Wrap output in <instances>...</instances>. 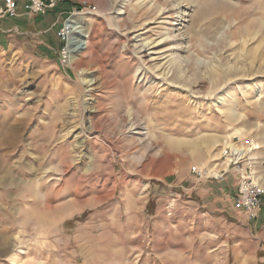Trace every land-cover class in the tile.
<instances>
[{
	"label": "rangeland",
	"instance_id": "374dc122",
	"mask_svg": "<svg viewBox=\"0 0 264 264\" xmlns=\"http://www.w3.org/2000/svg\"><path fill=\"white\" fill-rule=\"evenodd\" d=\"M123 1L0 25V264H264V0Z\"/></svg>",
	"mask_w": 264,
	"mask_h": 264
},
{
	"label": "built area",
	"instance_id": "2783aa9c",
	"mask_svg": "<svg viewBox=\"0 0 264 264\" xmlns=\"http://www.w3.org/2000/svg\"><path fill=\"white\" fill-rule=\"evenodd\" d=\"M64 1L65 0H27L28 6L26 8L29 14H40L46 10L54 9L58 4ZM82 7L83 8H81V10H91V6L87 3H84ZM77 11L78 10H74L69 14L73 16L74 14H77ZM6 15L16 17L17 14L15 0H4V5L0 7V17ZM59 36L63 44L65 45L64 50L62 52V56L64 59H67V49L69 45V27L67 23L64 25L63 29H61ZM224 155L225 157H227L228 152H225ZM240 184L241 189L235 201L236 208L243 210L249 219H253L257 215V213L262 210L261 200L263 198L264 192L261 190L260 187L255 185L250 179L246 178V176L244 175H242V180Z\"/></svg>",
	"mask_w": 264,
	"mask_h": 264
},
{
	"label": "bare ground",
	"instance_id": "6f19581e",
	"mask_svg": "<svg viewBox=\"0 0 264 264\" xmlns=\"http://www.w3.org/2000/svg\"><path fill=\"white\" fill-rule=\"evenodd\" d=\"M152 1H155V0H152ZM151 1V2H152ZM129 2H131V0H126V1H123V4H126V3H129ZM150 2V0H143L142 2H140V4H139V6H138V9H143V7H147V4ZM150 2V3H151ZM175 2H176V0H175ZM155 3H157V0H156V2ZM155 3H154V5H155ZM174 3V2H173ZM180 5V4H179ZM178 5V6H179ZM151 6V5H150ZM115 8V7H114ZM155 8V7H154ZM150 9H152V8H150ZM157 9H159L158 10V13L159 14H162V12L164 13V11L166 10L164 7H162V6H159L158 5V8ZM150 11V10H149ZM123 14H124V12H122V10H119V16H123ZM182 14V13H181ZM181 14H179V15H181ZM82 15H85L84 13H82V14H74V16H82ZM188 16V14L186 13V14H184L183 15V17L182 18H186ZM131 20V19H130ZM88 23V20H84L83 18H78L77 20H75V21H72V19H71V21L68 23V25L69 26H71L72 28L71 29H73L72 30V32L71 33H69V45H68V49H67V53H68V55L70 56V58L71 59H74V56L78 53H83V50L85 51V50H87L88 49V41L86 40V38H87V29H86V24ZM152 23V22H151ZM152 24H154V23H152ZM85 25V26H84ZM175 25V24H174ZM174 25H172V26H174ZM127 26V24H122V27H126ZM150 26V25H149ZM138 27V26H137ZM141 27H142V25H141ZM76 28V29H75ZM133 28H136V27H133ZM139 28H140V26H139ZM128 29H130V28H128ZM139 30V29H138ZM134 31V30H133ZM132 31V32H133ZM69 32H70V28H69ZM77 34L78 36H73V34ZM71 34V35H70ZM131 34V33H130ZM170 36V38L171 39H177V37H179V36H172V34H170L169 35ZM184 37H186V35L184 36ZM180 38V37H179ZM129 48V47H128ZM159 47H158V45H157V43H154V41L153 42H149V43H146V44H144V45H142L141 46V50L140 51H137V53H143V52H145L146 50H148V51H153V55H156L155 57L156 58H152L151 57V62H153V61H157L158 59H159V56H163V54H161L162 52H158V53H156L159 49H158ZM161 54V55H160ZM139 57H140V55H139ZM76 59V58H75ZM140 59H142V57L140 58ZM159 70H160V68H159ZM162 71V70H161ZM165 71V70H164ZM155 72H159V71H156L155 70ZM168 74L169 73H167V74H164V75H162V76H164L163 78V80H167L168 79ZM161 80V79H160ZM232 94V92L230 91L229 92V94H228V96H226V95H223V96H221V97H218V99L216 100V101H218V105H220V104H224V103H226L227 101H228V99H229V97H230V95ZM22 124V123H21ZM92 128V127H91ZM95 128V127H94ZM18 130L19 131H21V129L20 128H18ZM90 131L92 132V129H90ZM17 133V132H16ZM20 135V134H19ZM255 146H256V144H255ZM257 147H258V145H257ZM163 150V149H162ZM244 152V151H243ZM239 155L240 154H242L241 152H239V150H238V152H237ZM228 165L229 164H227V167H228ZM9 247V246H8Z\"/></svg>",
	"mask_w": 264,
	"mask_h": 264
},
{
	"label": "crops",
	"instance_id": "0c3cea01",
	"mask_svg": "<svg viewBox=\"0 0 264 264\" xmlns=\"http://www.w3.org/2000/svg\"><path fill=\"white\" fill-rule=\"evenodd\" d=\"M23 0H20V1H18V0H15V2H16V17H11L10 15H6V16H3V17H0V25L1 26H4V25H6V26H8L9 25V23L8 22H4L5 20L6 21H12L13 22V24L15 23L16 25L10 30L9 29V31H8V33H19V28L17 27L18 25L19 26H21V25H23V23L22 22H19V21H17L16 19H18V18H22V19H26V18H28L27 16H33V17H51V16H53V19L55 20L56 19V24L58 25V23H59V21L60 20H62L64 17H67V16H65L66 14H68L69 15V13L70 12H72V10L74 11V10H77V9H72L71 11H70V9L68 10V9H63V8H60V5L61 4H63V3H66L65 1L64 2H62V3H60V4H58L54 9H52V10H46V11H44L43 13H40V14H29L28 13V11H27V6H28V2H27V0L23 3L22 2ZM67 2H69V1H67ZM70 3H72L71 1H70ZM3 5H4V0H3ZM3 5H0V7H2ZM64 5H66V4H64ZM69 6V5H68ZM66 7H67V5H66ZM46 19V18H45ZM3 20V21H2ZM54 25L53 27H56L57 25ZM0 26V27H1ZM46 29L48 30V25L46 26ZM50 29V28H49ZM15 33V34H16ZM58 39H59V41H60V43H63L62 42V40H61V38H60V36H59V33H58ZM237 210H239V211H242V212H244L243 210H241V209H237Z\"/></svg>",
	"mask_w": 264,
	"mask_h": 264
}]
</instances>
